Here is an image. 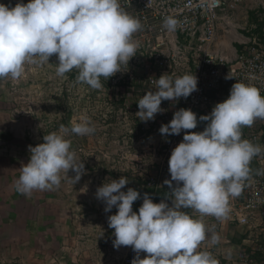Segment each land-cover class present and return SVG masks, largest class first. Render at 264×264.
Returning <instances> with one entry per match:
<instances>
[{
    "label": "clouds",
    "instance_id": "obj_1",
    "mask_svg": "<svg viewBox=\"0 0 264 264\" xmlns=\"http://www.w3.org/2000/svg\"><path fill=\"white\" fill-rule=\"evenodd\" d=\"M176 24L172 18L164 21L168 30H174ZM141 27L119 0H28L26 4L20 0L14 7L0 3V79L18 81L25 75L26 65L43 66L55 55L57 76L75 69L78 83L98 90L103 87L101 78L108 80L121 72L136 56L139 42L133 40V34ZM197 86L194 74L174 78L162 74L156 79L155 91H147L137 102L136 117L144 122L154 120L164 111L162 101L186 99ZM257 119L264 120V96L257 87L237 81L228 98L199 121L191 109L174 112L159 128L165 137L184 131L168 161L171 178L163 183L171 191L166 199L154 203L147 193L141 197L133 188L122 191L129 183L124 176L96 191L106 213L114 207L117 210L107 217L108 227L114 229V248L131 246L136 254L131 264H218L210 251L200 250L208 231L202 218L228 217L229 198L239 195L250 176L251 160L264 152L261 146L242 139V128L251 127ZM198 122H206L203 131H189ZM70 124V128L61 125L59 132L44 135L43 143L29 146L30 159L20 168L17 191L52 190L59 187L62 172L69 178L70 169L76 173L70 178L74 184L80 180L84 164L77 160L65 135L85 136L95 129L86 115ZM140 199L143 202L134 211L133 204ZM185 209L201 218H193ZM219 239L213 232L210 243Z\"/></svg>",
    "mask_w": 264,
    "mask_h": 264
},
{
    "label": "rangeland",
    "instance_id": "obj_2",
    "mask_svg": "<svg viewBox=\"0 0 264 264\" xmlns=\"http://www.w3.org/2000/svg\"><path fill=\"white\" fill-rule=\"evenodd\" d=\"M225 1L222 13L228 14L230 22L219 31L214 51L233 59L239 42L247 40L243 36L249 34V23L258 13H264V0ZM18 2L0 0L12 7ZM133 40L139 42L136 56L121 67V72L108 80L101 78L103 87L98 90L78 83L75 69L64 77L57 76L55 55L43 66L26 65L25 75L18 81L0 79V264L44 261L45 242L79 247L63 252L61 257L66 261L76 258L79 264H127L130 246L114 248V229L107 222L117 210L104 211L105 204L96 197L98 187L124 176L129 183L122 191L133 188L141 197L147 193L154 203L170 193L163 182L171 178L168 161L184 134L165 137L159 128L180 108L188 109L187 98L162 101L164 111L147 122L136 117L137 102L147 91H155L152 76L155 80L162 74L182 76L195 55L183 47L175 62L165 57V66L158 68L154 53L143 46L141 30L133 34ZM81 115L89 117L95 131L85 136L71 132L65 135L77 160L84 164L80 180L74 184L70 178L76 173L70 169L69 178L62 172L59 187L52 190H33L30 194L17 191L20 168L30 159L29 146L43 143V136L59 132L61 125L70 128V122ZM200 116L197 113L198 120ZM203 128L201 123L189 131ZM142 202L135 201L133 210L138 211ZM37 235L72 238L35 242ZM37 245H42L40 251ZM53 249L49 248L47 256L55 255L50 252Z\"/></svg>",
    "mask_w": 264,
    "mask_h": 264
},
{
    "label": "built area",
    "instance_id": "obj_3",
    "mask_svg": "<svg viewBox=\"0 0 264 264\" xmlns=\"http://www.w3.org/2000/svg\"><path fill=\"white\" fill-rule=\"evenodd\" d=\"M119 3L125 12L140 21L143 46L156 56V67L165 66V57L175 62L183 47L194 51L193 63L185 73L198 78V90L186 100L188 109L194 113L200 114L209 106L223 102L221 90L232 87L236 81L257 87L264 96V13H258L248 26L247 41L235 57L227 59L214 51L225 0H119ZM168 18L177 22L174 30L164 26ZM229 75L232 78H227ZM150 81L156 84L153 76ZM201 123L198 122L197 128ZM183 134L184 131L179 135ZM255 211L264 215L263 158L258 160L242 203L233 214L240 223H247ZM135 255L130 246L127 264H131ZM144 256L141 253V258Z\"/></svg>",
    "mask_w": 264,
    "mask_h": 264
},
{
    "label": "crops",
    "instance_id": "obj_4",
    "mask_svg": "<svg viewBox=\"0 0 264 264\" xmlns=\"http://www.w3.org/2000/svg\"><path fill=\"white\" fill-rule=\"evenodd\" d=\"M230 22V17L226 13H222L221 21L219 25V31L222 27L228 25ZM252 22L249 23V25ZM248 25V26H249ZM249 35V34H248ZM243 36L244 38H248ZM247 41V40H246ZM245 41L239 42L241 45ZM239 45V49L241 48ZM237 53V52H236ZM236 55V54H235ZM231 87H225L221 90V95L225 100L230 94ZM215 105L209 106L206 110L200 113L208 115L211 113ZM206 122H203L205 127ZM204 129V128H203ZM203 129L201 131H203ZM242 139L249 140L254 145H259L264 148V120L257 119L251 127L242 128ZM264 159V152L260 155L253 157L250 162V176L247 180L243 182L242 189L238 196L229 198V208L230 212L226 219L218 220L212 216L203 217V222L206 226L207 239L201 244L200 250L210 251L215 259H217L218 264H264V215L260 211H255L251 213L248 217L247 223H240L233 214V210L238 208L243 200L244 191L253 177V170L258 163V160ZM161 202L159 200L157 203ZM171 206V200L166 201ZM193 218H201L199 213H196L192 209H185ZM215 232L219 235V242L216 244H211V236ZM68 239L67 235L63 236H50V235H37L35 236V242H45L48 239L53 240ZM55 242V241H54ZM42 245H37L36 248L40 251ZM45 249L47 259L44 261L38 260L35 264H79V259L70 258L68 261L65 257H61L63 252L72 250L74 248L79 249V247H70L67 244H43ZM54 248L50 252H55V255H48L49 248ZM58 253V257L56 254ZM37 262V261H36ZM82 263V262H81Z\"/></svg>",
    "mask_w": 264,
    "mask_h": 264
},
{
    "label": "trees",
    "instance_id": "obj_5",
    "mask_svg": "<svg viewBox=\"0 0 264 264\" xmlns=\"http://www.w3.org/2000/svg\"><path fill=\"white\" fill-rule=\"evenodd\" d=\"M201 115H204V114H201Z\"/></svg>",
    "mask_w": 264,
    "mask_h": 264
}]
</instances>
